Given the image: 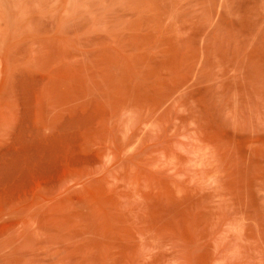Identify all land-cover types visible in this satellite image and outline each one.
<instances>
[{
  "label": "rangeland",
  "instance_id": "1",
  "mask_svg": "<svg viewBox=\"0 0 264 264\" xmlns=\"http://www.w3.org/2000/svg\"><path fill=\"white\" fill-rule=\"evenodd\" d=\"M0 264H264V0H0Z\"/></svg>",
  "mask_w": 264,
  "mask_h": 264
}]
</instances>
